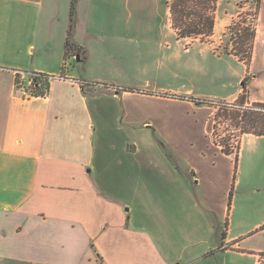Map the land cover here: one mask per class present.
Segmentation results:
<instances>
[{
  "label": "crops",
  "instance_id": "0c3cea01",
  "mask_svg": "<svg viewBox=\"0 0 264 264\" xmlns=\"http://www.w3.org/2000/svg\"><path fill=\"white\" fill-rule=\"evenodd\" d=\"M76 1L71 41L86 60L65 73L89 84L53 80L24 100L15 70L62 73L72 0H0V264H259L264 196L255 218L237 212L235 157L214 143L209 107L176 97L179 66L176 84L152 80L130 0ZM263 18L249 66L212 53L244 67L239 86L198 75L187 93L236 100L247 79L246 105L264 103ZM247 145L246 185L259 194L264 137Z\"/></svg>",
  "mask_w": 264,
  "mask_h": 264
},
{
  "label": "rangeland",
  "instance_id": "374dc122",
  "mask_svg": "<svg viewBox=\"0 0 264 264\" xmlns=\"http://www.w3.org/2000/svg\"><path fill=\"white\" fill-rule=\"evenodd\" d=\"M257 1H259V12L256 8ZM167 2L168 0H130L131 19L137 22L138 26L142 27L140 29L141 31L146 32L142 38L140 37L133 42V45L136 47L135 51L140 50V47H146L147 57L149 56L147 59V67L151 68L153 74L152 80L163 86H171L173 83L176 84L175 81H171V72L179 66V71L180 73L181 70L183 71L185 80H178L177 85L178 87L184 85L185 89L177 94L179 96L176 97L182 100L194 99L193 95L187 93V91L192 87L193 79L198 75L214 78L219 83L228 84L234 86V88L239 86L243 79L239 82L238 78L243 72L244 67L232 57L218 58L212 53L216 52L223 56L227 55L224 52L230 47V28H235L239 35V30H243L252 21L255 14H262L264 0H220L217 6L214 34L208 43L202 44L199 41L192 44L193 40H182L179 42L176 40V32L170 25V13L167 8ZM62 3L63 5L60 6L64 9V1ZM261 26L262 31H264V18ZM235 39H237V36ZM73 65L76 66L78 63L73 62ZM228 88L230 87L227 86ZM195 90L198 89L196 88ZM242 93L240 96H244L247 101V90ZM206 101L209 103L200 105L209 107L207 111L210 117V133L214 143L217 145L224 138L229 140L230 144L235 146L237 151V147L238 145L241 146L242 138L245 135H241V130L235 126V123L232 119H229L226 113L222 111L219 113V108L225 105L228 106V104H238V98L236 100L214 99ZM252 105L249 104V106ZM191 117H194L193 114H191ZM216 123L217 128L215 134L217 136L215 138L214 125ZM203 126L204 121H199L198 124H193V128L189 130L199 135L204 131ZM185 127L187 131V123ZM217 146L221 148L220 145ZM249 148L250 146L247 145L241 150L237 168H235L236 163L234 159L236 180L234 181L233 201L234 203L237 201V212L241 209L242 205H245L248 213L254 216L259 212V205L256 200L264 196V188L261 189L259 194H253L251 191L252 188L246 185V180H248L249 175L247 171ZM256 171L253 173L256 178L255 182L261 183V186H264L263 161L259 163V168ZM253 175L251 176L253 177ZM240 177L242 178V184L238 186ZM260 264H264V259H260Z\"/></svg>",
  "mask_w": 264,
  "mask_h": 264
},
{
  "label": "trees",
  "instance_id": "16d2710c",
  "mask_svg": "<svg viewBox=\"0 0 264 264\" xmlns=\"http://www.w3.org/2000/svg\"><path fill=\"white\" fill-rule=\"evenodd\" d=\"M220 0H169L167 2V8L170 13V21L172 29L175 30L178 40H193L192 44L196 41L202 43H208L209 39L213 36L216 25V12L217 6ZM76 0L71 2L70 12V31L68 39L65 42V55H64V67L62 73L65 74V65L68 60H72L75 57H81L82 60H86V51L78 48L71 41L72 30L75 24L76 15ZM257 11L259 10V1L256 3ZM258 13L254 15L252 21L244 27L243 30H239L238 35L235 28H230L231 39L230 47L224 52L227 55H234L243 62L246 66L250 65L252 60L253 43L256 37ZM237 36V39L235 37ZM36 84L39 87L36 88L38 95H43L49 91L50 85L44 75H40L35 79ZM247 79L243 81V89L246 90ZM198 104H208L206 100L192 99ZM238 104L231 106H223L219 108V113L222 111L228 115L229 119L235 123V126L240 129L241 135L253 134L255 136L264 137V103H254L252 106L246 105V99L244 96L238 98ZM217 123L214 125V137L216 138ZM240 143V142H239ZM217 145L221 146V151L225 155L235 157L236 167L239 162L240 145L237 147L230 144L229 140L222 139ZM235 181V177H234ZM234 190V188H233ZM233 190L231 192V198L233 197ZM264 259V253L260 254V259ZM260 263V261H259Z\"/></svg>",
  "mask_w": 264,
  "mask_h": 264
},
{
  "label": "built area",
  "instance_id": "2783aa9c",
  "mask_svg": "<svg viewBox=\"0 0 264 264\" xmlns=\"http://www.w3.org/2000/svg\"><path fill=\"white\" fill-rule=\"evenodd\" d=\"M14 74L16 76V94L24 100H30L34 98H45L48 95L49 91L44 93L43 95H38L36 93V88L39 87V85L36 84L35 79L39 78L40 75H44L46 77L49 82V85L53 80L72 81L82 86L89 84L85 81L73 80L66 73H61L58 76H49L41 73H32L22 70H15ZM228 106H231V104H228Z\"/></svg>",
  "mask_w": 264,
  "mask_h": 264
}]
</instances>
